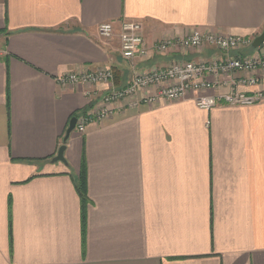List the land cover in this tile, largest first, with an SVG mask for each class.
Wrapping results in <instances>:
<instances>
[{
	"label": "crops",
	"instance_id": "crops-1",
	"mask_svg": "<svg viewBox=\"0 0 264 264\" xmlns=\"http://www.w3.org/2000/svg\"><path fill=\"white\" fill-rule=\"evenodd\" d=\"M121 20L139 21L149 48L195 29L253 39L264 0H0V264H264V99L195 106L247 73L178 100L138 98L74 130L66 164L50 162L86 93L106 89L57 79L111 66L115 88L129 83L117 37L97 36L100 24ZM256 53L150 49L136 68ZM237 89L264 93V85ZM82 167L84 231L74 186Z\"/></svg>",
	"mask_w": 264,
	"mask_h": 264
},
{
	"label": "built area",
	"instance_id": "built-area-1",
	"mask_svg": "<svg viewBox=\"0 0 264 264\" xmlns=\"http://www.w3.org/2000/svg\"><path fill=\"white\" fill-rule=\"evenodd\" d=\"M97 36L104 41L117 37L121 58L131 64L133 61L145 58L150 49L154 53L163 54L169 49L188 50L209 46L228 54L251 48L253 40L234 36H218L195 29L184 38L161 40L149 48L144 42L142 24L134 20H121L117 28L113 22L102 23L97 27ZM255 50L256 55L250 57L225 56L219 60L199 63L178 59L171 61L164 68L150 69L143 73H136L133 70L129 83L122 88L114 87L113 72L111 68L104 66L96 67L91 71L64 74L57 79V82L62 87L104 85L106 88L103 95L86 93L88 105L76 117L74 128L82 134L88 124L100 122L121 108L137 106L138 98H142L146 103L158 100H178L184 98L188 92L214 89L218 87V79L221 76L236 72L247 73V77L232 80L231 93L214 97L198 96L195 106L209 111L220 105L231 108L257 105L264 99L262 91L246 94L235 91L234 88L235 85L239 87L264 85V42ZM208 76L213 80H207ZM150 88H155V92L148 96L145 90Z\"/></svg>",
	"mask_w": 264,
	"mask_h": 264
},
{
	"label": "water",
	"instance_id": "water-1",
	"mask_svg": "<svg viewBox=\"0 0 264 264\" xmlns=\"http://www.w3.org/2000/svg\"><path fill=\"white\" fill-rule=\"evenodd\" d=\"M264 42V26L262 28V31L253 38L252 43H251V48L252 49H257L262 43ZM75 124H76V117H72L70 118L69 122H68V126L67 129L65 131L64 137H63V142H66L69 135L74 131L75 128ZM66 147L64 144H62L57 152L56 155L53 156V158L50 160L51 163H63L66 164V160L64 158V151H65Z\"/></svg>",
	"mask_w": 264,
	"mask_h": 264
},
{
	"label": "trees",
	"instance_id": "trees-1",
	"mask_svg": "<svg viewBox=\"0 0 264 264\" xmlns=\"http://www.w3.org/2000/svg\"><path fill=\"white\" fill-rule=\"evenodd\" d=\"M77 115L73 116V117H77ZM64 137V136H63ZM62 144H65V142H63V138H62ZM53 158V157H52ZM75 189L80 197L81 200V224H82V231H84V227H85V206L87 204V191H86V175L85 172L83 170V167L80 171V174L76 180V182L74 183Z\"/></svg>",
	"mask_w": 264,
	"mask_h": 264
},
{
	"label": "rangeland",
	"instance_id": "rangeland-1",
	"mask_svg": "<svg viewBox=\"0 0 264 264\" xmlns=\"http://www.w3.org/2000/svg\"><path fill=\"white\" fill-rule=\"evenodd\" d=\"M118 40V43H119V39H117ZM155 54H157V53H155ZM119 55H120V45H119ZM121 56V55H120ZM137 61V60H136ZM136 61H133L132 62V64L131 63H127V65H128V67H129V69H132V70H130V74H131V77L133 76V70H135V72L136 73H143V72H147V70H153V69H159V68H157V67H155V68H150V69H137L136 68ZM104 67H109V68H112L111 66H104ZM112 70V69H111ZM113 72V71H112ZM234 74V73H233ZM139 75V74H138ZM232 75V74H231ZM231 75H226L225 77H229V76H231ZM114 76V75H113ZM131 77H130V79H131ZM130 81V80H129ZM242 87V86H241ZM234 88H235V91L237 90V91H239L237 88H239V85H235L234 86ZM150 90H154V92H155V88H150V89H148V90H145V94L147 93L148 94V96H150V95H153L154 93H151V94H149V92H150ZM215 90V89H214ZM217 96H220V95H223V94H229V93H231L232 92V89L231 90H229L228 92H226V93H222V90H217ZM239 92H241V91H239ZM219 93H222V94H220L219 95Z\"/></svg>",
	"mask_w": 264,
	"mask_h": 264
},
{
	"label": "bare ground",
	"instance_id": "bare-ground-1",
	"mask_svg": "<svg viewBox=\"0 0 264 264\" xmlns=\"http://www.w3.org/2000/svg\"><path fill=\"white\" fill-rule=\"evenodd\" d=\"M92 102H94V101H92Z\"/></svg>",
	"mask_w": 264,
	"mask_h": 264
}]
</instances>
